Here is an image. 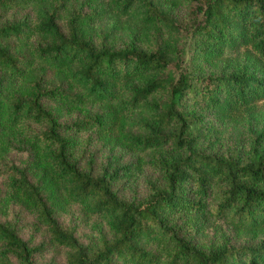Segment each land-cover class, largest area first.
<instances>
[{
    "label": "trees",
    "instance_id": "obj_1",
    "mask_svg": "<svg viewBox=\"0 0 264 264\" xmlns=\"http://www.w3.org/2000/svg\"><path fill=\"white\" fill-rule=\"evenodd\" d=\"M0 264H264V0H0Z\"/></svg>",
    "mask_w": 264,
    "mask_h": 264
}]
</instances>
